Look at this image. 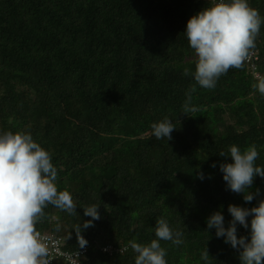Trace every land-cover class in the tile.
<instances>
[{
  "label": "trees",
  "instance_id": "trees-1",
  "mask_svg": "<svg viewBox=\"0 0 264 264\" xmlns=\"http://www.w3.org/2000/svg\"><path fill=\"white\" fill-rule=\"evenodd\" d=\"M248 2L264 19V0ZM207 6L208 0H0V132L30 133L50 153L57 188L72 194L77 214L49 204L36 229L63 239L65 251L86 248L80 264H134L129 241L154 239L158 217L183 233L179 246L160 242L167 264H205L206 247L209 264H240L206 220L219 210L227 227L229 204L251 208L264 199V178L255 177L250 190L260 195L246 203L226 190L219 170L231 162L219 152L231 145L243 151L255 144V163L264 166V96L244 65L213 89L196 84V56L184 31ZM255 44L262 78L264 23ZM189 94L198 110L184 114ZM165 116L176 127L170 141L152 134L151 124ZM182 172L187 179L178 187ZM92 204L101 219L82 231L88 243L80 248L74 229L91 219L83 207ZM249 232L237 224L238 236Z\"/></svg>",
  "mask_w": 264,
  "mask_h": 264
},
{
  "label": "clouds",
  "instance_id": "clouds-1",
  "mask_svg": "<svg viewBox=\"0 0 264 264\" xmlns=\"http://www.w3.org/2000/svg\"><path fill=\"white\" fill-rule=\"evenodd\" d=\"M208 1L209 6L188 19L184 35L196 56L193 79L200 87L213 89L230 69L243 67L251 50L258 58L255 41L264 19L248 0ZM189 74L186 68L184 75ZM253 88L264 96V77ZM191 91H195L194 86ZM190 102L189 94L183 105L184 114L198 110ZM151 129L157 139L170 141L176 127L165 116L152 123ZM219 155L231 160L219 165L226 190L242 194L246 203L259 197V188L255 192L250 190L256 176L264 178V166L255 163L259 158L257 146L250 144L242 151L237 145H231ZM211 167L215 168L216 164ZM198 178L203 180L204 173L199 172ZM56 181L57 169L50 153L30 133L0 132V264H48V245L36 229L45 215L44 209L51 204L69 215L77 214L72 194L67 189L58 190ZM99 207L95 204L83 207L84 216L91 219L74 229L80 248L88 243L82 231L94 227L93 221L101 219ZM228 212L232 219L227 227L222 211L217 210L207 218V228H214L216 237H223L239 253L240 264H264V199H258L251 208L229 204ZM237 224L250 229L249 235L238 236ZM154 235L147 244L129 241L136 253L134 264H167V253L160 242L171 241L177 246L184 243L183 233L174 231L164 217L156 219ZM209 257L206 247L201 259L209 264Z\"/></svg>",
  "mask_w": 264,
  "mask_h": 264
},
{
  "label": "built area",
  "instance_id": "built-area-1",
  "mask_svg": "<svg viewBox=\"0 0 264 264\" xmlns=\"http://www.w3.org/2000/svg\"><path fill=\"white\" fill-rule=\"evenodd\" d=\"M255 51H250L249 58L244 62V65L248 66L247 69L250 74L256 78L260 79L261 76L257 72L256 63H258V58L255 56ZM41 235V234H40ZM45 238V242L48 245L49 254L46 257L48 264H53L54 262H60L61 264H80L79 261L82 259L86 253V248L79 250L78 252L72 253L64 250L65 243L61 238H56L50 234L41 235ZM101 250V249H100ZM102 252L109 253L110 248H104ZM122 250L121 252H123Z\"/></svg>",
  "mask_w": 264,
  "mask_h": 264
},
{
  "label": "rangeland",
  "instance_id": "rangeland-1",
  "mask_svg": "<svg viewBox=\"0 0 264 264\" xmlns=\"http://www.w3.org/2000/svg\"><path fill=\"white\" fill-rule=\"evenodd\" d=\"M206 1V0H205ZM191 58V55H189V56H185L184 58H183V61L185 60V59H190ZM245 66V68L246 69H249L248 68V66H246V65H244ZM260 75V74H259ZM178 81V80H177ZM178 83H180V84H183V82L182 81H178ZM177 177V181H178V187H180V186H182V184L184 183V181L187 179V178H185V172H182V173H180L178 176H176ZM217 248V250H220V251H225L226 252V249H224L223 247H216Z\"/></svg>",
  "mask_w": 264,
  "mask_h": 264
}]
</instances>
